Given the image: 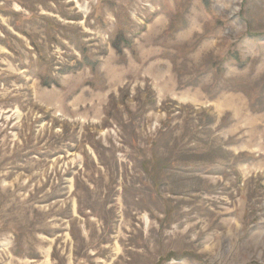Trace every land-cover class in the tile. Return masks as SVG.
I'll use <instances>...</instances> for the list:
<instances>
[{
	"label": "rangeland",
	"instance_id": "obj_1",
	"mask_svg": "<svg viewBox=\"0 0 264 264\" xmlns=\"http://www.w3.org/2000/svg\"><path fill=\"white\" fill-rule=\"evenodd\" d=\"M0 264H264V0H0Z\"/></svg>",
	"mask_w": 264,
	"mask_h": 264
},
{
	"label": "trees",
	"instance_id": "obj_2",
	"mask_svg": "<svg viewBox=\"0 0 264 264\" xmlns=\"http://www.w3.org/2000/svg\"><path fill=\"white\" fill-rule=\"evenodd\" d=\"M112 45L114 46L115 49H118L119 51L121 50L120 46L117 43H113ZM43 83L44 84H49V82H46V81H43Z\"/></svg>",
	"mask_w": 264,
	"mask_h": 264
}]
</instances>
